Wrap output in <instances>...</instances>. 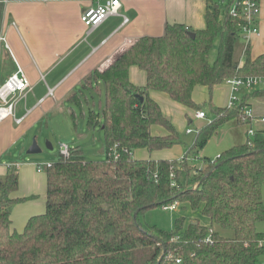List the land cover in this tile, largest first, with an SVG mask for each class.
I'll return each mask as SVG.
<instances>
[{
  "label": "trees",
  "instance_id": "trees-1",
  "mask_svg": "<svg viewBox=\"0 0 264 264\" xmlns=\"http://www.w3.org/2000/svg\"><path fill=\"white\" fill-rule=\"evenodd\" d=\"M207 2L204 30L168 24L162 36L140 38L103 72H94L106 89L101 125L107 158L87 161L72 150L70 158L51 164L46 212L30 218L21 233L12 230L11 221L12 208L22 201L11 198L19 189L18 175L0 182V264H259L264 254V235L257 230L264 222V130L215 160L199 156L232 120L251 128L250 121L240 119L243 102L213 109L217 118L199 131L182 159L134 157L137 150L161 151L182 143L150 92L201 110L192 98L197 86L212 89L233 78L264 76V53L253 58L239 22L218 2ZM132 67L146 73L145 87L130 82ZM257 93L264 95V90ZM98 126L92 116L89 127ZM154 126L167 134L153 135ZM197 160L203 161L201 168ZM177 201L180 208L188 204L207 217L210 227L186 226L185 218H178L175 229L166 231L142 221L148 210Z\"/></svg>",
  "mask_w": 264,
  "mask_h": 264
},
{
  "label": "crops",
  "instance_id": "crops-1",
  "mask_svg": "<svg viewBox=\"0 0 264 264\" xmlns=\"http://www.w3.org/2000/svg\"><path fill=\"white\" fill-rule=\"evenodd\" d=\"M107 1L0 0V88L16 74L29 83L22 94L14 95L12 115L0 120V182L10 174L19 178V189L11 195L22 200L11 211L12 230L16 232H23L30 218L46 212V165L50 163L44 156L34 155L43 153L45 144L53 149L52 141L63 139L60 130L70 128L68 139L75 142L74 134L87 138V133L95 130L89 127L92 116L103 124L106 89L103 82L93 78L94 72H103L140 38L162 36L168 24H180L193 31L206 28L207 0H120V15L109 17L97 28H86L81 21L83 13ZM260 5V34L251 39L250 47L253 40L264 46V0ZM129 76L134 86H146V73L138 67H132ZM259 91L234 93L227 83L212 89L197 86L192 98L201 110L187 108L166 93L152 91L150 97L181 133H187V125L194 121L199 131L208 126L217 118L213 109L230 108L234 98L253 111L250 127L260 131L264 127H254L264 124V95ZM197 112H204L206 118H196ZM228 124L244 126L236 120ZM152 134L164 136L167 131L154 126ZM34 142L40 153H29ZM243 143L229 141L224 143L228 147H219L212 154L206 146L199 156L215 160L223 151ZM181 146L154 152L141 149L134 157L180 160L188 152ZM72 150L80 151L77 146ZM196 162L202 167L203 161ZM38 166L45 169L38 171ZM1 196L0 192V200ZM257 230L264 235V222L258 223ZM259 264H264V254Z\"/></svg>",
  "mask_w": 264,
  "mask_h": 264
},
{
  "label": "built area",
  "instance_id": "built-area-1",
  "mask_svg": "<svg viewBox=\"0 0 264 264\" xmlns=\"http://www.w3.org/2000/svg\"><path fill=\"white\" fill-rule=\"evenodd\" d=\"M60 1V0H49ZM218 2V5L227 8L229 16L239 22L241 28L242 41L246 46L250 45L251 39L260 34L259 18L261 15V0H214ZM122 7L120 0H108L105 4H98L96 7H91L86 10L81 16V21L88 29H94L99 27L109 17L120 15V9ZM127 21V19H125ZM226 83L231 86L234 93H238L242 90L247 92L264 90V76H252L246 78H233L227 80ZM29 86V83L24 77L16 74L12 76L1 88H0V120L12 115L13 109V97L15 94H22ZM237 98L233 99V103L230 108L236 106ZM240 117L243 123L248 121L252 122L254 119L253 111L245 104L240 110ZM196 118L205 119L206 114L204 112H197ZM264 122V118L262 119ZM193 130H188L187 133H191ZM249 139L254 137L255 130L250 128L247 131ZM249 146H252L251 140H248ZM61 157L68 159L71 156L72 149L67 145H61ZM114 158L118 159L117 153L114 154ZM50 165H46V169ZM43 166H38V171H43ZM180 208V202L164 207V210L178 211ZM207 242H211L208 238ZM260 246H264V241L260 243ZM177 264H181V260H176Z\"/></svg>",
  "mask_w": 264,
  "mask_h": 264
},
{
  "label": "rangeland",
  "instance_id": "rangeland-1",
  "mask_svg": "<svg viewBox=\"0 0 264 264\" xmlns=\"http://www.w3.org/2000/svg\"><path fill=\"white\" fill-rule=\"evenodd\" d=\"M243 42V41H242ZM244 43V42H243ZM218 42L216 43L214 50L211 52V60L213 61L216 57L218 50ZM264 46H258L256 40H253L251 43V50L253 55L259 54ZM241 119V118H240ZM257 125V124H256ZM256 129L259 127H264V124H259L258 126H254ZM228 128V131L226 132ZM248 126H233L227 124L224 128L220 129L216 136H214L210 143L205 148L208 153H214L219 147L225 148L228 147L227 143L229 141H234L239 143L246 142L248 137L246 131L248 130ZM70 131V128H67ZM186 129H192L194 132L192 135H188L186 131L183 133L179 132L182 145L181 147L187 151L192 148L198 137V129L196 126V121L192 124L187 125ZM68 131L65 129L60 130V133L63 139H57L56 141H52L53 149L46 148L47 144L44 146V151L41 154H37L34 156L42 158L44 156L45 161L47 163L53 164L59 161L61 158V150L60 145H67L69 148L73 149L74 146H77L85 159L87 161H104L107 158L106 155V144H105V135L102 131V125L100 124L91 134L87 133V138H81L77 134L75 135V142H72L69 137ZM71 133V132H70ZM86 135V134H85ZM73 146V147H72ZM198 167L201 168V163H196ZM203 166V165H202ZM178 218H185V225H189L190 223H200L204 226L210 227V220L203 216L199 211H193L188 204H183L178 211H164L162 207L153 208L148 210L143 216L142 221L151 226H156L160 229L166 231H173L175 229V220ZM232 234V233H231ZM230 234V235H231Z\"/></svg>",
  "mask_w": 264,
  "mask_h": 264
},
{
  "label": "water",
  "instance_id": "water-1",
  "mask_svg": "<svg viewBox=\"0 0 264 264\" xmlns=\"http://www.w3.org/2000/svg\"><path fill=\"white\" fill-rule=\"evenodd\" d=\"M190 35L192 36V38H195V33H190ZM137 98L139 99L140 103L144 102V98L137 94ZM50 149H52V147H49ZM29 153L31 154H35V153H40V149L38 148L36 142L33 143L32 147L29 150Z\"/></svg>",
  "mask_w": 264,
  "mask_h": 264
}]
</instances>
